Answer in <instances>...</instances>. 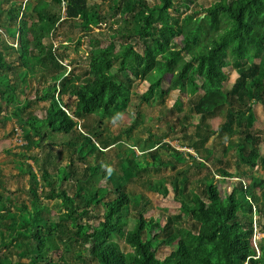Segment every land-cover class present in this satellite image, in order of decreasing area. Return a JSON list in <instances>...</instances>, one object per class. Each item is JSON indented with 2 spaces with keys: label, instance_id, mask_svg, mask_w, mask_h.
Here are the masks:
<instances>
[{
  "label": "trees",
  "instance_id": "16d2710c",
  "mask_svg": "<svg viewBox=\"0 0 264 264\" xmlns=\"http://www.w3.org/2000/svg\"><path fill=\"white\" fill-rule=\"evenodd\" d=\"M22 1L0 0V29L5 32L0 33V95L7 106L17 104L18 84L22 82L18 67L35 72L37 67L43 69L40 74L48 77L50 84L38 94L37 101L45 103L46 115L29 116L23 122L28 127V148L41 149L45 156L43 160L34 156L37 172L28 166L30 205L24 209L31 212L30 218L22 225L15 216L12 223L0 219V228L5 225L11 229L10 243L19 241L22 249L16 261L2 253L0 264H52L53 255H61L63 243L85 249L89 256L83 259L85 264H264V242L256 240L258 222L253 219L254 211H262L258 207L260 198L264 199L261 179L252 176V182L246 183L244 178L249 176L243 171L237 187L222 195L214 174L200 180L205 185L199 191L189 187L188 177L173 176V193L188 226L171 220L163 225L158 218L146 217L151 202L129 188L132 173L120 174L105 161L106 147L94 143L95 127L75 118L98 115L117 119L118 106L131 102L134 76L149 83L142 96L146 102L156 96L164 101L172 90L189 96L192 113L200 116L195 132L198 139L189 144L199 159L192 155L189 159L199 168L209 167L213 150L204 147L216 133L209 120L221 111L225 119L220 125L222 133L232 134L237 127L245 133L238 141V162L250 169L259 162L264 164L262 138L254 130L251 114L252 102L264 104V0H219L201 10L192 9L195 0L180 4L176 0H115L110 8L113 14H109L122 21L106 47L90 32L93 17L98 22L107 17H100L87 0H41L35 11L18 7ZM63 3L66 21L79 20L90 34L88 67L80 75L67 72L54 44L46 43L64 21ZM180 7L191 12L175 17L172 11L179 13ZM177 38H181L180 48ZM16 44L18 55L10 60L6 55L17 51ZM233 64L239 79L226 88L225 68ZM65 96L76 99L72 111ZM30 105L27 99L23 110ZM55 137H60V142ZM70 140H78L79 145L71 151L72 160L61 166L54 162L58 157L54 147ZM164 147L173 149L168 143ZM152 156L154 163L165 165L159 155ZM74 159L84 162L85 168L78 169ZM130 165L138 175L140 168L131 161ZM219 174L220 178L234 177L225 169ZM99 176L106 180L112 195L104 203L91 184ZM146 185L149 190L168 194L165 186L151 180ZM49 200L60 201L64 208L55 224L48 219L45 201ZM132 211L135 214L131 215ZM95 212H99L96 217ZM3 244L8 247L5 240ZM174 244L175 249L160 257L162 249Z\"/></svg>",
  "mask_w": 264,
  "mask_h": 264
},
{
  "label": "rangeland",
  "instance_id": "374dc122",
  "mask_svg": "<svg viewBox=\"0 0 264 264\" xmlns=\"http://www.w3.org/2000/svg\"><path fill=\"white\" fill-rule=\"evenodd\" d=\"M41 0H23L20 2L22 9H30L35 11ZM49 1V0H48ZM115 0H87L89 6L96 8L99 16L107 17L106 21L101 19L98 22L97 17H93L91 21L92 31L90 32L95 38L100 41L101 46H107L110 35L114 30L118 29L121 19L118 15H110L111 6ZM150 3L158 0H147ZM219 0H195L191 5L192 9L201 10L203 7H208L210 4ZM177 4L182 3V0H176ZM64 4V3H63ZM62 21L58 28L52 33L50 39L46 43L54 44L56 55L63 60L67 72L74 71L75 75H80L87 71L89 61V50L91 48L90 34L85 32L80 26V21H66V4L63 5ZM179 6V5H178ZM19 9V8H18ZM185 7H180V12L172 11L175 17L183 18L185 14L190 13ZM113 14V13H112ZM96 23H99L96 25ZM0 33L5 35L4 30L0 29ZM11 42L12 40L9 39ZM95 41V40H93ZM178 48L182 47L181 38H177ZM17 46V44H16ZM17 51H10L6 57L10 60H16ZM184 58L190 59L188 54H183ZM17 63L20 62L16 61ZM259 62V60H256ZM38 71L26 70L21 65L18 67V72L21 75L22 82L18 84V101L15 105L7 106L0 95V219H4L5 223H12L13 218L19 220V225H22L24 220L30 218L31 212L25 210V206H29V198L27 190L29 187L30 177L28 176V166L32 165L34 171L37 172L34 164V156H39L44 159V151L36 147L28 148L25 134L28 127L24 124L29 116L43 118L46 115L44 102L37 101L38 94L48 87L50 80L43 78L40 72L43 70L37 67ZM228 79L226 88L232 85L239 79L238 69L235 64L225 68ZM47 73V70L45 71ZM47 75H50L47 73ZM11 81L15 83V78L10 75ZM84 77V76H83ZM133 86V95L129 104H120L118 106L119 116L117 119L112 117H100L98 115H85L75 117L82 124L93 125L97 133L93 135L94 143L97 147H106L105 161L115 171L132 173L131 182L128 183L129 188L138 194L150 200L151 205L146 217H155L165 225L168 221L181 223L182 221L188 226V219L180 214V202L175 198L172 186V177L179 176L180 179L188 177L190 180V188L199 191L204 188L206 177L216 176V184L219 187L222 195L231 193L237 187V182L241 178L243 171L247 172V178H244L246 183L252 182V176L259 178L264 183V164L259 162L255 169H250L242 162H238L237 150L239 142L245 137L240 127H237L232 134L220 131V125L224 122V111H221L218 116L209 120L210 127L216 132L206 142L204 148L213 150V156L210 160L208 168H199L194 164V161L189 159L190 155L198 158L196 151L189 147L191 141L197 138V126L200 122V116L193 114L190 109L189 96L180 94L177 90L170 91L164 101L158 96L150 101L142 99L143 94L148 90L149 83L141 78H135ZM163 88H168V82H165ZM31 102L28 109L23 110V105L26 100ZM64 101L72 111L76 105L75 97L65 96ZM182 102V105H176V102ZM68 108V107H67ZM251 114L255 120L254 130L262 138L260 152L264 156V104L252 102ZM60 142V137H55ZM67 141V140H66ZM232 142H235L232 143ZM241 142V141H240ZM170 144L173 149L179 150L177 154L175 150L167 149L164 144ZM238 143V144H237ZM79 141L73 140L69 144L56 145L54 147L58 157L54 162L64 166L72 160L71 151L73 147L78 146ZM189 147V148H188ZM227 149H224V148ZM49 150V149H48ZM153 154L159 155L165 165H159L160 162L154 163ZM90 161L95 164V159L89 157ZM78 169H84L86 164L74 159ZM130 161L140 168L138 175L136 170L131 167ZM225 169L234 177L220 178L222 175L219 171ZM183 171L182 173H180ZM54 173L53 171H51ZM179 173L181 175H179ZM155 184H160L168 189L166 196L149 190L146 185L149 181ZM92 186L98 194V199L102 203L112 198L108 192L109 188L106 180L100 176L92 181ZM107 193L109 197H107ZM260 194V193H259ZM48 207V219L51 224L60 221L64 208L58 200L45 201ZM3 206H5L3 208ZM262 211L256 210L253 213V219L257 220L256 229L258 235L256 240L264 242V199L259 200V206ZM99 212H95L96 217ZM135 214L134 211L131 215ZM102 215V214H101ZM100 215V216H101ZM102 217V216H101ZM99 222V220H95ZM20 227V226H19ZM22 228H20L21 230ZM11 229L2 225L0 228V255L3 253L9 259L16 261L22 254V249L18 246L19 241L10 243L13 234H9ZM10 236V237H9ZM3 240L7 243V248L3 244ZM64 244V245H63ZM62 253L53 255L52 264H85L84 258H88V252L80 247L72 248L63 243ZM121 244L125 246L124 241ZM176 244L171 247H166L160 252V257L168 255ZM80 256H83L82 259ZM89 264H94L89 262Z\"/></svg>",
  "mask_w": 264,
  "mask_h": 264
}]
</instances>
